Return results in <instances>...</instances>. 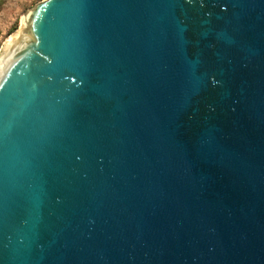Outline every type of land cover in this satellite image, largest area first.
Instances as JSON below:
<instances>
[{"label": "water", "instance_id": "1", "mask_svg": "<svg viewBox=\"0 0 264 264\" xmlns=\"http://www.w3.org/2000/svg\"><path fill=\"white\" fill-rule=\"evenodd\" d=\"M0 264H264V0H46L0 48Z\"/></svg>", "mask_w": 264, "mask_h": 264}, {"label": "rangeland", "instance_id": "2", "mask_svg": "<svg viewBox=\"0 0 264 264\" xmlns=\"http://www.w3.org/2000/svg\"><path fill=\"white\" fill-rule=\"evenodd\" d=\"M46 0H1L0 2V48L4 41L18 28L23 13Z\"/></svg>", "mask_w": 264, "mask_h": 264}, {"label": "trees", "instance_id": "3", "mask_svg": "<svg viewBox=\"0 0 264 264\" xmlns=\"http://www.w3.org/2000/svg\"><path fill=\"white\" fill-rule=\"evenodd\" d=\"M0 2H1V0H0Z\"/></svg>", "mask_w": 264, "mask_h": 264}]
</instances>
